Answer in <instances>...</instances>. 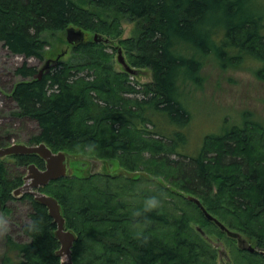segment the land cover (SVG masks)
<instances>
[{"label":"trees","instance_id":"obj_1","mask_svg":"<svg viewBox=\"0 0 264 264\" xmlns=\"http://www.w3.org/2000/svg\"><path fill=\"white\" fill-rule=\"evenodd\" d=\"M82 1L95 9L71 0H0V44L13 56L45 60L47 34L71 26L87 35L71 45L70 60L55 61L41 79L40 70L27 63L14 70L21 78L9 95L14 116L38 128L30 144L105 161L119 158L126 173L72 175L39 189L58 200L67 228L78 235L74 264H216L219 249L197 228L212 240L227 235L188 195L254 243V252L234 245L226 264H264V128L246 121L207 136L199 154L183 148L189 140L180 130L191 126L183 101L189 85L202 84L205 58L216 56L224 65L231 51V60L244 56L264 64L259 0ZM124 18L138 24L137 37L122 38ZM92 33L118 40L133 68L152 71V82L139 85L134 75L115 70L106 49L117 48L94 42ZM259 75L264 77V67ZM1 126L0 134L6 128ZM9 133L0 135L1 145ZM11 158L18 168L44 165L37 156ZM6 160H0V209L7 216L24 177ZM150 196L160 203L145 211ZM21 200L28 202L29 220L21 228L28 241L8 236L0 264H61L47 209L28 193Z\"/></svg>","mask_w":264,"mask_h":264},{"label":"rangeland","instance_id":"obj_2","mask_svg":"<svg viewBox=\"0 0 264 264\" xmlns=\"http://www.w3.org/2000/svg\"><path fill=\"white\" fill-rule=\"evenodd\" d=\"M71 1L82 8L95 9L82 0ZM258 2L261 10H263L261 14L264 15V0H259ZM107 15V13H103L102 16L107 18ZM121 25L123 28L122 38H135L138 36V24L136 22H131L124 18ZM93 35L94 33L91 34V37ZM47 40L49 45L46 48L47 55L45 60L13 56L0 44V126H6L0 135L11 133L8 141L4 142V145L0 144V147L10 146L15 143L32 145L29 139L32 134L38 132L37 125L34 122L19 120L14 116L17 111L16 104L9 95L15 84L21 80L20 77L15 76L14 70L24 63L41 70L46 67L47 62H50L49 66H51L57 60L67 61L72 57V48L67 42L65 32L55 35L47 34ZM117 45H119L118 40H116ZM106 51L114 55L113 65L115 70L122 71V67L116 59L117 50L108 48ZM62 53L65 55L61 58L60 55ZM229 53L222 60L225 63L224 65L220 63L216 56L205 58L203 60L204 67L200 73L203 79L202 84L199 86L189 85L187 87L189 93L184 97L183 103L189 110L192 121L189 130L187 128L180 129L186 135L187 140H189L188 145L183 147L187 153L199 154L207 136H219L233 126L244 125L246 121L257 122L264 128V77L259 75V70L264 67L263 61L259 62L254 58L244 56L238 60H231L230 58L233 54L231 51ZM124 54L127 58L125 50ZM138 74L133 79L139 85H146L152 82L153 74L151 70L145 69ZM180 130L175 129L176 132ZM108 160L109 172H113L122 166L119 158H109ZM6 163H8L9 168L13 169V172H15V168H18L16 167V161L12 158H7ZM71 168L72 175L81 177L84 175L87 165L82 161L74 160L71 162ZM17 170L23 177L27 174V167H21ZM127 194H129V191H127ZM23 195L25 194L23 193ZM140 203L143 204V202ZM9 207L12 212L7 216L0 209V261L7 252L8 236L16 242L28 241V238L21 230L22 225L29 220L28 202L15 199L9 202ZM212 238L217 243L222 241L229 253L232 252L234 245L240 247L238 241L232 240L228 235L224 239H220L217 234L213 235ZM253 244L247 240L244 247ZM216 264H226L225 259L218 258Z\"/></svg>","mask_w":264,"mask_h":264},{"label":"water","instance_id":"obj_3","mask_svg":"<svg viewBox=\"0 0 264 264\" xmlns=\"http://www.w3.org/2000/svg\"><path fill=\"white\" fill-rule=\"evenodd\" d=\"M66 38L69 45H77L86 40V32L77 27H70L67 29ZM94 41L96 43H108L109 40L100 34H95ZM117 60L120 62L125 72L131 74H137V71L132 70L125 60V55L122 48H118ZM50 62H47L46 67L40 70L38 76L42 78L43 73L48 68ZM16 156H37L44 163V169L38 167L35 163L27 166V174L24 176V185L16 189L13 192V197L20 199L23 193H28L33 197V200L44 206L47 209L48 216L53 220L56 225L54 232L55 239L59 242L60 248L56 252V255L61 258V264H74L72 249L74 243L78 240V235L72 229L67 228L66 219L63 215L62 207L58 200L44 192L39 191L41 187L47 186L50 182L60 179L61 177H71V165L72 161H82L87 163L86 174L88 176L95 175H119L126 174L123 169H117L113 172L108 171V163L105 160H101L95 157L86 156H74L65 151L54 152L50 147L44 143L38 145H28L26 143H15L10 146L0 147V160H5L10 157ZM107 166V167H106ZM187 199L190 202L195 203L202 211L205 217L218 225V227L224 231L229 237L237 239L238 242L245 243L242 236L229 230L224 224L218 219L209 214L199 199L193 196H188ZM198 232L201 233L210 243L214 244L219 249L220 259L225 257L228 260V253L223 247L222 243L210 239L206 232L201 228H197ZM250 251H254L253 248H249ZM264 254V252H262Z\"/></svg>","mask_w":264,"mask_h":264},{"label":"bare ground","instance_id":"obj_4","mask_svg":"<svg viewBox=\"0 0 264 264\" xmlns=\"http://www.w3.org/2000/svg\"><path fill=\"white\" fill-rule=\"evenodd\" d=\"M71 27H75V26H71ZM70 28V27H69ZM66 32H67V30H66ZM95 34H100V33H94V35H93V41H94V37H95ZM100 35H102V36H104L105 38H107V40H109V42L108 43H102V44H104L105 46H114V47H116L117 48V53H118V48H121V47H119V46H116V40H113V39H110L109 37H107V36H105V35H103V34H100ZM87 39V38H86ZM86 41V40H85ZM84 41V42H85ZM95 42V41H94ZM81 43H83V42H81ZM80 44V43H79ZM78 45V44H77ZM73 46H76V45H73ZM117 59V58H116ZM125 60H126V63L128 64V66L132 69V70H134V71H137V74H131V73H129V72H127V73H129V74H131V75H134V76H138L139 74V72H141L140 70H138V69H135V68H133L129 63H128V61H127V59H126V56H125ZM118 61V60H117ZM120 65H121V67H122V69L124 70V67H123V65L120 63V62H118ZM84 175L85 176H87V174H86V171L84 172ZM104 176H107V175H104ZM61 178H65V177H61ZM60 178V179H61ZM24 194H26V193H24ZM188 196H193V195H188ZM188 196H186V198L188 197ZM193 197H195V196H193ZM197 198V197H196ZM197 199H199V198H197ZM188 200V199H187ZM199 201H200V203L202 204V202H201V200L199 199ZM203 205V204H202ZM203 207L205 208V206L203 205ZM205 210H206V208H205ZM207 211V210H206ZM208 212V211H207ZM210 214V213H209ZM214 217V216H213ZM242 239H243V237H242ZM243 240H245V239H243ZM246 241V240H245ZM252 246H249V247H247V249L249 250V248H251ZM253 248V250L255 251V248L254 247H252ZM250 251V250H249ZM253 251V252H254ZM250 252H252V251H250ZM228 260H230V255H229V253H228Z\"/></svg>","mask_w":264,"mask_h":264},{"label":"clouds","instance_id":"obj_5","mask_svg":"<svg viewBox=\"0 0 264 264\" xmlns=\"http://www.w3.org/2000/svg\"><path fill=\"white\" fill-rule=\"evenodd\" d=\"M160 201L157 198V196H150L146 198L145 203H144V210L149 211L151 209L156 208L159 205Z\"/></svg>","mask_w":264,"mask_h":264},{"label":"flooded vegetation","instance_id":"obj_6","mask_svg":"<svg viewBox=\"0 0 264 264\" xmlns=\"http://www.w3.org/2000/svg\"><path fill=\"white\" fill-rule=\"evenodd\" d=\"M41 169H44V165L42 166V167H40ZM24 196V195H23ZM23 196L19 199V200H21L22 198H23Z\"/></svg>","mask_w":264,"mask_h":264}]
</instances>
